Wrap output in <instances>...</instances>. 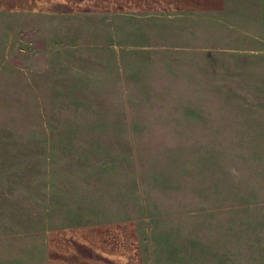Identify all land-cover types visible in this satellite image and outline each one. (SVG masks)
Instances as JSON below:
<instances>
[{
	"label": "rangeland",
	"instance_id": "374dc122",
	"mask_svg": "<svg viewBox=\"0 0 264 264\" xmlns=\"http://www.w3.org/2000/svg\"><path fill=\"white\" fill-rule=\"evenodd\" d=\"M49 243L264 264V0L0 14V264Z\"/></svg>",
	"mask_w": 264,
	"mask_h": 264
},
{
	"label": "crops",
	"instance_id": "0c3cea01",
	"mask_svg": "<svg viewBox=\"0 0 264 264\" xmlns=\"http://www.w3.org/2000/svg\"><path fill=\"white\" fill-rule=\"evenodd\" d=\"M166 2L167 0H0V14L141 15L148 11L162 10ZM54 246L51 243L45 246L46 264H91L87 257L75 259L74 254L66 255Z\"/></svg>",
	"mask_w": 264,
	"mask_h": 264
}]
</instances>
